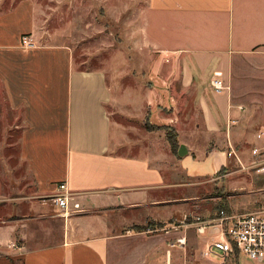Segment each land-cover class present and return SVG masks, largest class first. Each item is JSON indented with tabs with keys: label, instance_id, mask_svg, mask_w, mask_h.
Instances as JSON below:
<instances>
[{
	"label": "crops",
	"instance_id": "crops-1",
	"mask_svg": "<svg viewBox=\"0 0 264 264\" xmlns=\"http://www.w3.org/2000/svg\"><path fill=\"white\" fill-rule=\"evenodd\" d=\"M141 1L140 42L156 53L148 105L157 104L150 118L177 128L183 174L177 166L168 171L158 140L146 145L149 152L119 153L117 146L132 147L135 140L109 110L115 97L106 71L78 65L68 44L40 43L35 0L7 9L0 0V117L22 118L20 158L40 207L66 182L84 209L65 221L51 245L30 246L21 224L18 264H134L127 257L129 235L115 229L114 213H122V227L133 222L127 211L178 206L181 199L170 195L189 180L217 175L230 163L227 149L255 143L264 128V0ZM24 35L33 47L23 45ZM215 70L226 85L220 92L211 85ZM142 114L127 110V116ZM172 239L161 234L155 245L163 251Z\"/></svg>",
	"mask_w": 264,
	"mask_h": 264
},
{
	"label": "rangeland",
	"instance_id": "rangeland-1",
	"mask_svg": "<svg viewBox=\"0 0 264 264\" xmlns=\"http://www.w3.org/2000/svg\"><path fill=\"white\" fill-rule=\"evenodd\" d=\"M18 1L3 0L2 7L7 9ZM35 1L39 6L37 38L40 43L68 44L73 48L78 65L106 71L115 97L109 110L124 126L127 137L135 140L132 147L119 145L117 151L139 154L141 149L148 151L145 147L151 141L158 140V153L169 157L167 162L172 169L168 171L177 172V166L183 174L177 162L179 154L173 157L167 145L168 129L165 126L169 129L173 126L155 124L150 118V110L157 104L148 105L150 90L155 86L152 71L156 53L140 42L139 13L145 6L144 1ZM130 93L135 94L131 101L128 100ZM127 110L137 114L143 110V114L127 116ZM167 112L164 108L161 115L166 116ZM21 119L15 113L0 117V264L20 262L21 256L16 254L15 248L24 242L20 236L23 234L21 224H27L30 246L51 245L59 242L65 221L79 214L62 215L49 200L46 208L40 207L42 199L37 197L31 175L20 158ZM175 130L177 132V128ZM253 140L255 143L246 140L234 149H227L228 153L232 151L230 163L217 175L189 180L178 193L170 195L173 199H181L178 206L127 211V219H133V222L122 227L119 223L122 213H114L115 229L129 235L127 257H131L134 264H235L228 255L203 257L206 243L218 235L211 233L212 229L199 234L196 221H211L223 209L229 215H239L259 208L264 197V171H260L264 166V136ZM255 147L261 150L257 155L252 154ZM167 197L165 194L164 198ZM15 225L18 226L13 233L12 226ZM161 234L174 238L164 244L163 251L155 245ZM181 236H186V245L171 246ZM138 247L140 253L137 255L134 250ZM145 248L146 254L142 251ZM238 264L264 262L241 253Z\"/></svg>",
	"mask_w": 264,
	"mask_h": 264
},
{
	"label": "built area",
	"instance_id": "built-area-1",
	"mask_svg": "<svg viewBox=\"0 0 264 264\" xmlns=\"http://www.w3.org/2000/svg\"><path fill=\"white\" fill-rule=\"evenodd\" d=\"M23 45L33 47L34 40L29 35H24ZM223 72L215 70L211 79V85L216 92L226 88L222 78ZM264 135V128L258 133V138ZM261 152L258 147L253 149V154ZM264 171V166L260 171ZM77 193L70 190L66 182L58 184L57 191L54 194L43 197L51 201L61 211L62 215H71L84 211L82 204L75 199ZM197 231L199 234H205L208 229L211 233L217 234L218 238L208 241L202 250L203 257L212 255H230L237 252L258 261L264 262V197L257 210L239 215H229L224 209L211 221L198 220ZM177 245L184 247L186 245V236L176 239Z\"/></svg>",
	"mask_w": 264,
	"mask_h": 264
},
{
	"label": "trees",
	"instance_id": "trees-1",
	"mask_svg": "<svg viewBox=\"0 0 264 264\" xmlns=\"http://www.w3.org/2000/svg\"><path fill=\"white\" fill-rule=\"evenodd\" d=\"M165 127L168 129L167 138L169 140L172 152L177 155L179 147L178 133L176 132L174 127H171L170 129L167 126ZM228 257H230L235 264H238L239 254L237 252L230 254Z\"/></svg>",
	"mask_w": 264,
	"mask_h": 264
}]
</instances>
